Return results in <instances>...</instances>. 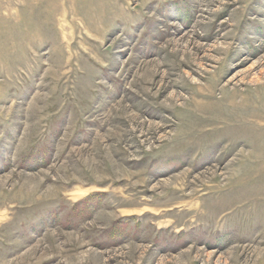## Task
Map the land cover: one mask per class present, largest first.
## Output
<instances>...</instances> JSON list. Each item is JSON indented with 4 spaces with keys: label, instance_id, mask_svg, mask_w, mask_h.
I'll use <instances>...</instances> for the list:
<instances>
[{
    "label": "rangeland",
    "instance_id": "rangeland-1",
    "mask_svg": "<svg viewBox=\"0 0 264 264\" xmlns=\"http://www.w3.org/2000/svg\"><path fill=\"white\" fill-rule=\"evenodd\" d=\"M0 264H264V0H0Z\"/></svg>",
    "mask_w": 264,
    "mask_h": 264
},
{
    "label": "bare ground",
    "instance_id": "bare-ground-1",
    "mask_svg": "<svg viewBox=\"0 0 264 264\" xmlns=\"http://www.w3.org/2000/svg\"><path fill=\"white\" fill-rule=\"evenodd\" d=\"M205 96L206 95H204L203 100L206 101V102L203 101L204 103L199 104V106H200L199 109L202 110L203 113H205V114L214 113V115H216L217 117H219L222 114V109L223 108H221V109L219 108L217 102L212 98V96H206V97ZM217 120L218 119H216V117L210 118V119L205 118L204 120H202V123L203 124L206 123V125H213V124L218 123ZM77 197L78 196H76V195L73 196L74 199H76Z\"/></svg>",
    "mask_w": 264,
    "mask_h": 264
}]
</instances>
